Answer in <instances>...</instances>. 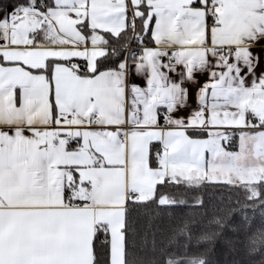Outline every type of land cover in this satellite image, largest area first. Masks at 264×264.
<instances>
[{
  "label": "snow or ice",
  "instance_id": "1",
  "mask_svg": "<svg viewBox=\"0 0 264 264\" xmlns=\"http://www.w3.org/2000/svg\"><path fill=\"white\" fill-rule=\"evenodd\" d=\"M0 264H264V0H0Z\"/></svg>",
  "mask_w": 264,
  "mask_h": 264
},
{
  "label": "trees",
  "instance_id": "2",
  "mask_svg": "<svg viewBox=\"0 0 264 264\" xmlns=\"http://www.w3.org/2000/svg\"><path fill=\"white\" fill-rule=\"evenodd\" d=\"M209 218H211V213H210V216H209ZM205 224H207V221H205ZM221 259H223V257L221 256L220 257Z\"/></svg>",
  "mask_w": 264,
  "mask_h": 264
}]
</instances>
